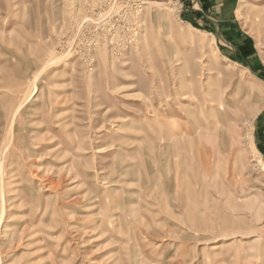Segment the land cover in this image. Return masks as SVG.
Segmentation results:
<instances>
[{"label":"rangeland","instance_id":"374dc122","mask_svg":"<svg viewBox=\"0 0 264 264\" xmlns=\"http://www.w3.org/2000/svg\"><path fill=\"white\" fill-rule=\"evenodd\" d=\"M189 3L0 0V264H264V0Z\"/></svg>","mask_w":264,"mask_h":264},{"label":"bare ground","instance_id":"6f19581e","mask_svg":"<svg viewBox=\"0 0 264 264\" xmlns=\"http://www.w3.org/2000/svg\"><path fill=\"white\" fill-rule=\"evenodd\" d=\"M242 5L237 9V11L241 14V13H243L242 11ZM263 20V19H262ZM193 30H198V29H196V28H192ZM211 34V33H210ZM226 59V58H225ZM223 60V59H222ZM226 62V65L227 66H231L232 64H236V63H234V62H232V61H230L229 59H226L225 60ZM223 64H224V62H223ZM233 69H231V71H232ZM234 72V71H233ZM238 74V73H237ZM198 76V75H197ZM190 82H192V81H190ZM234 85H235V83H234ZM192 86V85H191ZM207 87H208V95H209V97L211 98V99H209V101H210V103H212V102H214V101H216V103L218 104L217 105V107H218V111L220 112V114H221V116H222V118L224 119V120H226L227 122L229 121V118H228V113L225 111V109L228 107V106H232L233 108H234V112L236 113V114H238L239 112H241L242 110H244V108H247V109H249V110H251L252 108H254V112H255V109L257 108V105L255 104V103H253V105L252 104H246V101L248 100V99H250L251 97L253 98V99H255L254 101H256V103H258L260 100H259V98H258V95H259V90H258V88L255 86V85H253V84H251V83H249L248 84V87L246 88V90L247 91H244V92H239V94H243V95H238L239 97L235 100V103H232V102H230V101H227L226 99L225 100H221V99H217V98H214L213 96H215L216 94H218L219 93V90L216 88V87H213V84L211 83H208L207 84ZM220 87V86H219ZM237 88V87H236ZM191 96L192 97H194L195 98V96L194 95H192L191 94ZM244 97H246L247 98V100L245 101V102H242L243 103V106H239V104L237 103L239 100H241V98H244ZM233 100V99H232ZM252 102V101H251ZM201 103V102H200ZM212 105H214V104H212ZM211 105V106H212ZM241 105V104H240ZM197 110H198V108H199V110H200V108H201V105L199 104H197ZM229 108V107H228ZM202 109V108H201ZM193 112H194V110H192V114H193ZM216 113V112H215ZM215 113H211V115L210 116H212V115H215ZM208 115V114H207ZM212 118V117H211ZM231 118V117H230ZM192 119H193V117H192ZM216 124V121H215V123H214V125ZM229 128H230V126H228L227 127V130H229ZM264 254V253H263ZM263 254H261L262 255V260H263V263H264V256H263ZM259 256H260V254H259ZM261 260V261H262Z\"/></svg>","mask_w":264,"mask_h":264},{"label":"crops","instance_id":"0c3cea01","mask_svg":"<svg viewBox=\"0 0 264 264\" xmlns=\"http://www.w3.org/2000/svg\"><path fill=\"white\" fill-rule=\"evenodd\" d=\"M187 1L190 2L189 4L191 6L190 8H188L189 13L193 12L198 16H203V14H202L203 10L202 9L209 12V10H211L212 8H215L217 6L220 8L223 6V4L229 3L231 0H207V1L194 0V1H196V4L200 6L199 9L193 8V6L191 5L192 0H185V2H187Z\"/></svg>","mask_w":264,"mask_h":264},{"label":"trees","instance_id":"16d2710c","mask_svg":"<svg viewBox=\"0 0 264 264\" xmlns=\"http://www.w3.org/2000/svg\"><path fill=\"white\" fill-rule=\"evenodd\" d=\"M201 1H207V0H201Z\"/></svg>","mask_w":264,"mask_h":264}]
</instances>
